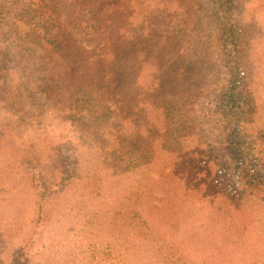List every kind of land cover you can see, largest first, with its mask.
<instances>
[{
  "label": "trees",
  "instance_id": "16d2710c",
  "mask_svg": "<svg viewBox=\"0 0 264 264\" xmlns=\"http://www.w3.org/2000/svg\"><path fill=\"white\" fill-rule=\"evenodd\" d=\"M263 1L0 0V111L26 123L36 118L26 106L41 113L59 104L67 124L60 140L85 131L102 154L95 164L90 153L60 145L65 176L54 184L32 170V229L11 264L47 259L35 250L36 243L45 248L46 207L75 182L84 200L65 202L59 222L73 227L65 248L85 249L86 241L92 249L94 229L109 240L112 229L88 214L99 205L109 206L112 226L126 236L124 247L116 241L117 254L100 255L107 264H135L134 254L147 264H213V250L233 264H264ZM98 50L123 71L115 90L101 70L83 68ZM12 73L30 86L5 84ZM1 117L0 145L7 138ZM125 117L133 132L110 138L120 128L114 119ZM159 171L197 188L195 199L180 182L182 208L165 209L150 189ZM3 201L0 195V211Z\"/></svg>",
  "mask_w": 264,
  "mask_h": 264
},
{
  "label": "rangeland",
  "instance_id": "374dc122",
  "mask_svg": "<svg viewBox=\"0 0 264 264\" xmlns=\"http://www.w3.org/2000/svg\"><path fill=\"white\" fill-rule=\"evenodd\" d=\"M251 3L253 4V10L256 9L258 5L253 2ZM257 14H260V11L257 12ZM254 19L256 20V16H254ZM260 28L262 27L260 26ZM58 30L54 33L55 36L53 37L63 43V35H61ZM257 36L258 35H255V37ZM1 47L0 44V61L2 53ZM88 50L90 51L91 49L88 48ZM94 59L95 62L92 64L90 63V66L88 63H85L86 65H84L83 68H88L87 70L93 69L94 71L101 70L100 72L106 77V84L111 85L110 88L115 90L118 77L123 71L120 68L113 67L109 61L104 60V56L101 54L100 50L97 51ZM220 63V69L224 72L225 62L223 61ZM213 68H215V63L213 64ZM140 79L142 82L144 81V78ZM2 81L9 85H19L24 83L27 87L30 86V80H25V78H22L19 73H12L3 78ZM27 87L26 90H28ZM21 93L22 91L16 93V95L19 97ZM26 93H28V91ZM23 99L24 98H22V100ZM20 101L21 100L19 99L17 104L20 107H23ZM135 104H138L139 107V104L142 105V102L140 101ZM58 106L59 104L56 106H46L44 112L41 113L34 111L32 105H29L28 108L27 106L26 108L24 107L26 112H30L31 115L34 114L33 116L36 117L26 120V123L21 122L19 117L11 115L9 112L0 111V115L2 116L1 123L5 126L7 134L6 141L0 145V195L4 198L1 207L2 209L0 211V264L12 263L15 250L21 247V241L25 237L24 234L32 229V223H30V220H34L33 211L37 203V199L35 198L36 194L34 193L33 184L31 182V175H33L32 170L39 169L42 172L44 182L49 184H54L63 178L65 172L59 163L60 155L57 154V151L60 150V145L62 147L65 146V148H72L75 151L77 150V152L90 153L88 160L90 161L91 159L95 164L102 161V154L97 151L96 147H94V145H97L94 144L93 141L90 142L87 140L85 137V131H75L73 135L68 136L67 134H63L62 138L64 140H60L63 133V131H60V129H62L61 123L66 124V122H64L63 118L57 115L56 108ZM113 122L114 124H120V128L115 129L117 131V135H115L116 137L112 136L111 132V136H109L110 138L122 139L128 137L130 133L133 132V130H131L132 128L127 126V124L131 125L133 123L132 118H116ZM110 123L112 124V122ZM109 125L110 124H107V126H105V131L107 132L109 131ZM108 146L113 147L112 144H106L103 148ZM92 152L97 154L95 155L96 157H94V161L93 156H91ZM161 172L162 171H159L157 174H152L154 183L150 186V189H153L156 200H164L163 207L165 209L171 206L181 209L185 198L179 195L177 183L182 182V179L175 175H171L169 180L168 178L164 180L165 174H161ZM167 172H169V170ZM182 184L186 185L185 190L189 192V194L186 193V196L195 199L192 193L197 192L198 189L189 186L185 181H183ZM148 187L149 186L147 185V188ZM81 188L83 189L82 183L75 182V184H72L59 192L48 204V207H46V233L43 237L46 249L42 247L43 244L40 245L39 243H36L35 245V250H45V256H47V259L43 264H107L105 260H102L103 258H100V255L103 254V256H106L107 253L115 255L119 250V245L116 244V241L122 246L123 243H125L126 236L123 234L119 235L120 231L115 230V228H119L120 224L117 226L115 223L116 226L115 224L112 226V215H106L105 211L109 206L97 205L96 211L89 212L88 214L91 216L93 215L95 221L97 220L101 223L104 221L105 225L108 226L109 231L110 228L112 229V231L107 233L109 240L101 237L99 231H95L94 229V245L92 249L88 248L90 242L86 243V241L84 243L85 249L82 245V248L80 247V243L65 248V240L72 233L73 227L62 224L59 220L63 219L62 215L65 212V210L63 212V209L65 202L68 199L72 200L73 205L78 204L82 199L84 200V198H81L83 197L82 192H84ZM200 188H202L203 191L205 189H203V185L200 186ZM146 191H148V189H146ZM204 193L206 192L204 191ZM191 201L193 203L195 202L193 200ZM159 205L161 204L159 203ZM114 218L115 217L113 216V221ZM109 219L111 221H109ZM106 226L105 228H107ZM112 234L114 235L113 237ZM129 240L131 239L129 238ZM217 246L218 245H215L214 248ZM87 248L91 254L88 252ZM131 250L133 253L136 252L134 249ZM211 253L212 255L210 256L213 264L234 263L232 258L230 259L229 257H218L219 259L216 258V260L214 250ZM137 256L134 254V259L136 260L134 262L135 264H147L143 256Z\"/></svg>",
  "mask_w": 264,
  "mask_h": 264
}]
</instances>
